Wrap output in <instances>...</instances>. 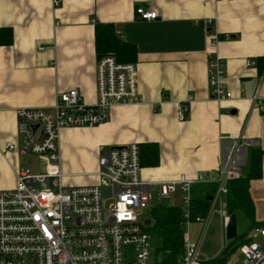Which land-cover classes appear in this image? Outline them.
Wrapping results in <instances>:
<instances>
[{
	"label": "crops",
	"instance_id": "obj_1",
	"mask_svg": "<svg viewBox=\"0 0 264 264\" xmlns=\"http://www.w3.org/2000/svg\"><path fill=\"white\" fill-rule=\"evenodd\" d=\"M138 8L158 16L143 20ZM97 24L113 25L135 45L142 102L113 107L110 120L95 128L62 131L64 184L97 186L100 156L129 144L159 147V164L142 169L145 182L205 174L215 183L230 145L222 138L240 134L247 141L239 154L241 178L250 173L252 151L262 150L263 175L250 182V194L256 222L264 223V113L252 107L264 98V0H0V28L14 32L13 43L0 46V191L16 187L24 166L36 171L24 164L26 155L5 148L20 145L18 110L50 109L57 92L70 89L87 104L97 102ZM211 31L230 36L216 50L233 97L222 103L210 98Z\"/></svg>",
	"mask_w": 264,
	"mask_h": 264
},
{
	"label": "built area",
	"instance_id": "obj_2",
	"mask_svg": "<svg viewBox=\"0 0 264 264\" xmlns=\"http://www.w3.org/2000/svg\"><path fill=\"white\" fill-rule=\"evenodd\" d=\"M227 1V0H221ZM60 1H55L58 6ZM143 20L157 18L154 11H136ZM210 25V23H209ZM230 36L209 33L208 81L210 98L219 103L232 99L226 88V68L217 53L220 41ZM97 102H83L79 91L57 92L52 108L17 111L19 147L9 142L5 148L20 156H39L42 172L34 173L30 166L16 172L17 184L10 191H0V264H156L151 261V235L146 232L148 210L152 206L154 187L161 198H171L180 190L185 216L184 251L176 264H212L203 260L199 245L190 240L193 222L205 218L191 216L192 188L208 183L207 176L181 175L176 180L148 183L142 178L140 145L113 147L100 156L97 186L73 187L64 184L60 170L62 131L67 128H95L110 120L115 106L138 105V71L135 63H121L113 54L105 55L97 65ZM255 111L264 113V98L253 99ZM186 107L179 111L184 120ZM37 127V129H34ZM225 143L219 188L213 201L220 202L222 215L228 222L227 183L240 178L237 170L242 146L247 143L240 134L222 138ZM111 194L104 195V189ZM109 201V205L106 202ZM147 211V214H144ZM227 224V223H226ZM264 226L250 234V241L239 247L241 264H264Z\"/></svg>",
	"mask_w": 264,
	"mask_h": 264
},
{
	"label": "trees",
	"instance_id": "obj_3",
	"mask_svg": "<svg viewBox=\"0 0 264 264\" xmlns=\"http://www.w3.org/2000/svg\"><path fill=\"white\" fill-rule=\"evenodd\" d=\"M95 30L96 52L99 55L113 54L121 63H135L137 60L136 47L122 41L117 35L116 28L111 25L97 24ZM14 41V32L10 28H0V46L11 45ZM250 159V173L245 178L230 179L227 183V215L243 216L248 222V231L230 243L224 255L212 264H225L234 250L243 243L250 241V232L264 226L256 222L255 205L250 194V182L259 180L263 175L262 150L252 151ZM142 167H156L159 164V147L157 144L140 146ZM219 186L217 183L196 184L192 188L191 216L207 219L213 206V199ZM148 219L151 225L146 227L151 237L158 241L155 253L156 264H176L184 251V224L185 216L181 207L157 205L148 210Z\"/></svg>",
	"mask_w": 264,
	"mask_h": 264
},
{
	"label": "rangeland",
	"instance_id": "obj_4",
	"mask_svg": "<svg viewBox=\"0 0 264 264\" xmlns=\"http://www.w3.org/2000/svg\"><path fill=\"white\" fill-rule=\"evenodd\" d=\"M24 164L30 163L36 171L33 172H42L44 168L43 162H41L39 156H34L32 154H28L24 157ZM104 189V195L109 196L111 194L109 189ZM152 207L157 205H167V206H183V202L181 201L180 190L172 195L171 198L163 199L160 196L159 188L154 187L153 191V201ZM109 201L106 204L109 205ZM221 205L219 202L213 204V207L210 211V216L207 218L205 222L195 223L193 222L190 227V240L193 243L199 245V253L200 256L207 260H215L222 257L229 247L230 243L226 237V229L223 225V216L220 214ZM144 214H147V211H144ZM249 225L247 220L243 216L238 217V235L244 234L248 231ZM256 242L261 243L264 242V238L256 237ZM158 241L151 237L150 246H151V261H155V253L158 249ZM243 256L240 252V249L237 248L232 252L229 256L227 262L225 264H241L243 261Z\"/></svg>",
	"mask_w": 264,
	"mask_h": 264
},
{
	"label": "water",
	"instance_id": "obj_5",
	"mask_svg": "<svg viewBox=\"0 0 264 264\" xmlns=\"http://www.w3.org/2000/svg\"><path fill=\"white\" fill-rule=\"evenodd\" d=\"M97 57H98V60L100 61L101 59H103L105 57V55H98ZM34 129H37V127H35ZM210 200H212V199H210ZM151 223H152V220H150V219H147L145 221V224L147 226L151 225ZM237 224H238L237 215L231 214V216L229 217L228 222L225 226L226 237H227V240L229 242H232L238 238Z\"/></svg>",
	"mask_w": 264,
	"mask_h": 264
}]
</instances>
